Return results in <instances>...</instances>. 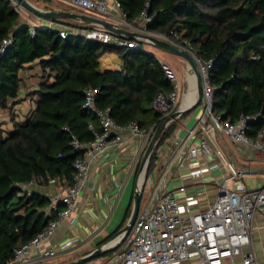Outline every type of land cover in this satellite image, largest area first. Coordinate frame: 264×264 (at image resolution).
<instances>
[{
  "label": "trees",
  "instance_id": "16d2710c",
  "mask_svg": "<svg viewBox=\"0 0 264 264\" xmlns=\"http://www.w3.org/2000/svg\"><path fill=\"white\" fill-rule=\"evenodd\" d=\"M146 1L152 16L149 30L175 31L190 41L200 58L212 59V111L231 121L241 114L255 115L247 125V133L255 135L264 127V0H119L128 20L138 15ZM19 17L11 0H0V42L12 37L0 55V108L11 109L20 100L24 70L37 66L41 78L29 91L37 95L35 106L21 120L11 113L12 128L0 133V264L64 206L58 200L55 207L47 208L48 195L22 190L16 183L32 177L41 184L53 179L61 188L72 183L73 162L84 152L73 147L72 138L93 140L89 123L100 129L98 117L83 106V89L97 87L96 106H109L117 123L135 120L147 128L161 120L152 107L154 95L172 87L163 64L142 48L141 40L137 47L115 46L75 33L61 37L58 29L45 25L30 34L29 25ZM104 51L119 54L120 69L100 70L99 56ZM154 157L153 151L147 170Z\"/></svg>",
  "mask_w": 264,
  "mask_h": 264
},
{
  "label": "built area",
  "instance_id": "2783aa9c",
  "mask_svg": "<svg viewBox=\"0 0 264 264\" xmlns=\"http://www.w3.org/2000/svg\"><path fill=\"white\" fill-rule=\"evenodd\" d=\"M64 1L83 12H97L111 22L113 11L117 10L121 14L120 21L113 23L152 36H155L152 33L161 34L163 37L161 39L191 54L201 75L203 100L199 104L200 110L196 115L195 125L188 128L187 134L181 139V144L185 143L196 125L204 129L210 120L213 127L230 142L243 144L257 153H264V127L253 136L247 133V125L255 115L241 114L236 120L231 121L221 118L220 114L212 111V95L215 88L209 80L212 59L200 58L190 41L180 37L175 31L164 34L147 28V23L152 19L147 12L148 1L131 20L126 18L119 0H112L111 3L108 0ZM11 3L19 12L24 9L18 0H11ZM43 21V25L58 29L61 37L75 33L115 46H138L135 39L114 33L98 24L77 25L51 21L47 18ZM36 26L38 25L35 22L29 24L30 34H34ZM11 41V35L2 38L0 55ZM164 68L172 87L167 92H156L152 99V107L160 113L161 119L169 117L178 108L179 97V84L175 72L167 65H164ZM97 90V87L93 86L83 89V106L92 110L98 117L100 129L96 130L95 124L89 123L88 127L94 133L93 140L86 142L79 141L76 137L72 138L73 147L83 149L84 152L73 162L72 183L61 193L51 196L47 206L55 207L56 201L60 200L64 203L63 208L32 238L15 246L11 255L2 264H27L59 255L64 251L68 243L46 245L45 241L75 209L76 198L87 180L92 159L108 147L120 144L124 133L141 137V147H146L155 125L143 128L135 120L117 123L110 115L109 106L103 108L96 106L94 99ZM177 117H171L166 125ZM208 153L210 148L204 137L190 145L186 158L191 159L190 163L193 165L186 173L181 174L183 182L171 186L166 179L160 181L147 204L139 206L129 231L118 233L106 242L117 237L113 243L106 244L108 249L114 248L108 258L103 262L93 259L92 264H176L188 258H196L198 264H236L235 259L238 256L241 257L243 264L255 263L257 258L254 249L250 247V232L254 215L259 214L264 218V183L255 188L247 187L243 181L244 171L236 167L232 161H227L226 172L219 178L213 177L216 187L214 198L206 205L199 206L198 187L210 182H205L204 176L213 168L211 163H204L209 160ZM199 156L202 157V161ZM187 179L191 182L192 189L185 184ZM52 181L54 180L51 179L49 182ZM16 184L20 189L30 191L38 184V180L32 177ZM246 246L249 248L244 249Z\"/></svg>",
  "mask_w": 264,
  "mask_h": 264
},
{
  "label": "crops",
  "instance_id": "0c3cea01",
  "mask_svg": "<svg viewBox=\"0 0 264 264\" xmlns=\"http://www.w3.org/2000/svg\"><path fill=\"white\" fill-rule=\"evenodd\" d=\"M29 1L43 9L69 10L87 13L74 8L67 2L65 3L64 0L61 1H63L66 5L61 7L53 4L54 2L50 4L42 0ZM108 2L111 3L112 0H108ZM113 13L114 14L111 19L113 22L118 23L120 21L121 14L117 10H114ZM19 14L20 22L28 25L35 22L37 25L41 26L44 24L43 19L46 18L51 21L72 24L67 18L43 17L32 12L26 7H24ZM87 14L103 18L96 12H88ZM38 16L40 18H38ZM78 21L79 24L77 25L96 24L81 20ZM142 48L156 55L163 66L167 65L175 72L173 65L168 60L170 58L164 52L154 51L143 46ZM180 60L183 62L184 59L180 56ZM121 66L122 60L119 54L115 51H104L99 56L100 70L120 69ZM36 67L34 66L33 70L34 73L37 71V83L39 77L41 78V68L39 69L37 67V70ZM184 67L185 66L183 64V68L178 72H175L179 84L177 107L180 108L191 104H183L190 89L189 71H187V67ZM24 71L28 72L29 70ZM26 84L30 85V87L27 88L22 86L20 88V100L13 104L11 109L8 107L0 108V122H2V126L0 127L7 128L8 130L11 129V113H13L14 119L21 120L24 119L29 111L35 106L37 95L34 93L29 94V91L35 89L36 86L32 87L31 81L29 80L26 81ZM197 106L200 105H196L190 110L179 115L173 122H170V124L174 123L172 129L162 140L158 141L154 149L155 157L151 168L146 171L143 180L142 193L144 189H149L150 193L146 197L144 203L142 205L140 204V206L147 204L156 187L158 188V183L160 181L166 179L171 186H176L183 182L181 174L186 173L193 165L190 163L192 160L186 158L187 148L190 145L195 144L200 137H204L206 139L210 148V153H208L209 160L204 163H211L213 168L207 173V175L204 176V181L210 182L207 185H200L198 187L200 190V193L198 194L199 206L206 205L214 198L216 187L213 177L219 178L226 172L225 164L227 161H232L236 167L244 171L243 181L247 187L255 188L264 183V153H257L243 144L230 142L221 132L213 127L210 120L207 122L204 129L196 125L193 132L186 139L185 143H180L181 139H183L187 134L188 128L195 125V118L200 110V107L196 108ZM170 124H167L162 132ZM1 134H3V132ZM141 143V137L124 133L123 141L120 144L108 147L92 159L87 180L76 198L75 209L72 211L68 219L60 224L55 229L53 235L45 241L46 245L68 243L64 251H62L59 255L63 256L66 253L74 252L73 254H78L79 256L83 252L92 249L95 245H97L96 243L98 241L107 236L111 227L110 220L115 213L120 215L124 212L122 221L127 220L132 208L136 173L143 152L146 148L141 147ZM199 159L202 161L201 156H199ZM185 184L188 185V188H193L188 179L185 180ZM33 189L48 195L50 198L51 196L61 193L65 188L57 186L55 181H52L47 184L38 183L33 187ZM120 199L123 203L122 205L118 204L120 203ZM250 240V247L254 249L257 261L255 263L248 264H264V218L259 214L254 215L250 232ZM248 248L249 246L244 247V249ZM67 260L68 259L66 258L56 263ZM235 260L236 264H243L241 257L238 256ZM176 264H198V261L196 258H188Z\"/></svg>",
  "mask_w": 264,
  "mask_h": 264
},
{
  "label": "water",
  "instance_id": "95a60500",
  "mask_svg": "<svg viewBox=\"0 0 264 264\" xmlns=\"http://www.w3.org/2000/svg\"><path fill=\"white\" fill-rule=\"evenodd\" d=\"M24 7L27 9L31 10L32 12L41 15L43 17H48V18H72V19H78L84 22H89V23H96L98 25L103 26L104 28L118 34H122L126 37L135 39L136 41L141 40L143 42H148L151 43L152 45L161 48L165 51H169L172 53H175L179 56H181L189 65V67L192 69V71L195 74L196 77V86H197V96L195 100L189 104L186 107L180 108L178 107L176 110H174L169 117L163 118L159 121V123L156 125L147 145L146 148L143 152L142 158L139 163V167L136 173V179H135V184H134V190H133V201H132V208H131V213L129 217L127 218L125 224L117 230L112 236L122 233V232H127L131 228V225L136 217V214L138 212L139 206H140V199L142 195V189H143V180L147 171V166L150 160V157L159 141L160 135L162 133V130L165 128L166 123L171 117L179 116L183 114L184 112L190 110L191 108L195 107L196 105H199L202 100H203V92H202V79L201 75L199 72V68L194 60V58L191 56L189 52H187L184 49L179 48L178 46L168 42L167 40L158 38L156 36L140 33L137 31H132L127 28L121 27L109 20H106L101 17H96L87 13H81V12H76V11H69V10H55V9H43L40 8L33 3H31L29 0H18ZM143 172V178L142 181L139 182L140 174ZM111 236V237H112ZM110 237V238H111ZM109 238V239H110ZM107 239L106 241L99 243L95 245L92 249L83 252L79 256L63 261L60 263L56 264H83L95 257H98L101 255L104 251H106L109 247H107Z\"/></svg>",
  "mask_w": 264,
  "mask_h": 264
},
{
  "label": "rangeland",
  "instance_id": "374dc122",
  "mask_svg": "<svg viewBox=\"0 0 264 264\" xmlns=\"http://www.w3.org/2000/svg\"><path fill=\"white\" fill-rule=\"evenodd\" d=\"M44 2H47V3H52L54 2L53 4H56L57 6H65L66 2L64 3L63 1L59 0V1H54V0H42ZM94 12V11H92ZM97 13V12H96ZM69 22H71L72 24H79V21L78 20H73V19H70V18H67ZM153 35L157 36V37H160V38H163L161 34H158V33H152ZM142 46L145 47V48H150L154 51H161V52H164L170 59H168L170 61V63L173 65L174 69H175V72H178L180 69L183 68V64L185 67H187V71H189V74L190 72H192V69L188 66L187 62L185 60H183V62L180 60V56L175 54V53H172V52H169V51H165L161 48H158L154 45H152L151 43H148V42H145V43H142ZM36 67V66H35ZM184 67V68H185ZM34 68V67H33ZM30 70L27 72V71H23L24 74H22L23 72H21V74L23 75V78H24V87H27L29 88L30 85H27L26 84V81H31V86H37V83H36V77H37V71L36 73H34V70ZM37 68V67H36ZM38 70V68H37ZM28 73V74H27ZM30 94V93H29ZM200 106H197L196 108H199ZM11 118V117H10ZM2 122H0V126ZM8 129L7 128H2L0 127V133L3 132V134L6 133ZM258 187V186H257ZM150 193V190L149 189H144L143 193H142V196H141V199H140V204L142 205L144 203V201L146 200V197L149 195ZM119 205H122L123 203L121 202V199H120V203H118ZM125 206V205H123ZM119 211V209H118ZM123 214H120V215H117L116 213L112 216V219L110 220L111 221V227H110V230L108 231L107 235L111 234L113 235L117 230H119L124 224L126 221H122L123 220ZM104 238V237H103ZM102 238V239H103ZM101 239V240H102ZM74 252H69V253H66L65 255L61 256V255H56V256H53V257H47V258H43V259H40V260H37V261H34V262H30V263H27V264H56V262L60 261V260H64L66 258H69V257H72ZM69 254V255H68ZM67 255V256H66ZM109 254L108 253H102L101 255L98 256V260L100 262H103L104 260H106L108 258ZM92 261L93 259L85 262V264H92Z\"/></svg>",
  "mask_w": 264,
  "mask_h": 264
},
{
  "label": "bare ground",
  "instance_id": "6f19581e",
  "mask_svg": "<svg viewBox=\"0 0 264 264\" xmlns=\"http://www.w3.org/2000/svg\"><path fill=\"white\" fill-rule=\"evenodd\" d=\"M189 78H190V89H189V93L187 94V96L184 99V102H183L184 105L192 103L195 100L196 92H197L196 77H195L194 72L193 73L190 72ZM142 178H143V172L140 174L139 182L142 181ZM116 239H117V237L113 238L107 244L109 245V244L113 243L114 241H116Z\"/></svg>",
  "mask_w": 264,
  "mask_h": 264
}]
</instances>
